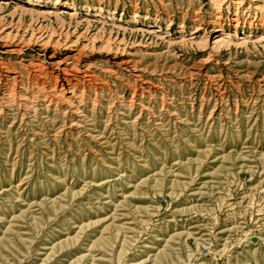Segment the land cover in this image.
I'll return each instance as SVG.
<instances>
[{
  "label": "rangeland",
  "instance_id": "1",
  "mask_svg": "<svg viewBox=\"0 0 264 264\" xmlns=\"http://www.w3.org/2000/svg\"><path fill=\"white\" fill-rule=\"evenodd\" d=\"M33 1L0 0V264H264V0Z\"/></svg>",
  "mask_w": 264,
  "mask_h": 264
},
{
  "label": "bare ground",
  "instance_id": "2",
  "mask_svg": "<svg viewBox=\"0 0 264 264\" xmlns=\"http://www.w3.org/2000/svg\"><path fill=\"white\" fill-rule=\"evenodd\" d=\"M39 1L38 0H35V1H33L32 3H31V6H38L39 5V3H38ZM53 7L54 8H51L50 10H46V11H44L43 12V14H49L50 15V12H51V10H53V9H57V7H58V4L57 3H54V5H53ZM54 11V10H53ZM67 13V12H66ZM70 13V12H69ZM68 14V13H67ZM75 13H70V14H68V15H70V16H72V15H74ZM89 14V13H88ZM95 15H97V14H95ZM1 25V24H0ZM10 28H9V26L8 27H4V28H2L1 30H0V38L2 39V38H8V37H10V35H11V32L10 31H8ZM77 29V27L75 28V30ZM36 30V29H35ZM62 30V29H61ZM68 32H69V29L67 28L66 29ZM78 30V29H77ZM66 31V32H67ZM68 32L66 33V37H68L67 35H68ZM74 32H76V31H74ZM33 35V34H32ZM221 36L222 37H231L230 36V34L229 33H227L226 31H224V32H221ZM248 36H250V35H248ZM82 37V36H81ZM32 38L33 39H35V41L34 42H36L37 44L39 43V45H49V42H52V37L50 36L49 38L43 33V30L41 29V27L39 26L38 28H37V32L34 34V36H32ZM48 38V39H47ZM248 37H244V36H240L238 39L240 40V39H247ZM80 39V38H79ZM262 39H264V36H263V38ZM261 39V40H262ZM69 40V39H68ZM30 43V42H29ZM66 44H67V42H66ZM65 46V45H64ZM45 47V46H44ZM70 46H67V47H65V49H68ZM82 53V52H81ZM63 62V61H62ZM57 68V67H56ZM69 68V67H68ZM63 69V68H62ZM67 71V70H66Z\"/></svg>",
  "mask_w": 264,
  "mask_h": 264
}]
</instances>
